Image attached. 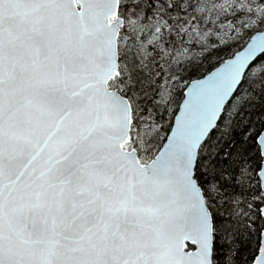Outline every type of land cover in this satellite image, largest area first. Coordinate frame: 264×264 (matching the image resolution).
<instances>
[{
    "label": "snow or ice",
    "instance_id": "obj_1",
    "mask_svg": "<svg viewBox=\"0 0 264 264\" xmlns=\"http://www.w3.org/2000/svg\"><path fill=\"white\" fill-rule=\"evenodd\" d=\"M0 264H264V0H0Z\"/></svg>",
    "mask_w": 264,
    "mask_h": 264
}]
</instances>
